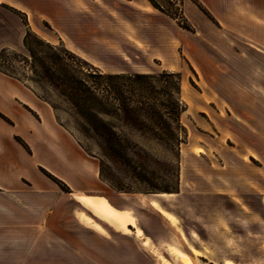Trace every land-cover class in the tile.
Wrapping results in <instances>:
<instances>
[{
    "label": "crops",
    "instance_id": "obj_1",
    "mask_svg": "<svg viewBox=\"0 0 264 264\" xmlns=\"http://www.w3.org/2000/svg\"><path fill=\"white\" fill-rule=\"evenodd\" d=\"M199 2L208 15L191 0L182 2V15L194 27L188 31L149 0H0V50L24 49L19 13L38 35L43 25L55 37L43 39L61 40L96 67L101 59L147 48L162 57L172 40L211 44L214 58L226 61H215L214 77L225 71L227 113L237 123L227 127L232 148L247 151L246 166L256 173L249 186L264 197V49H238L264 47V0ZM98 168L47 102L0 71V264H163L152 236L139 228L140 237L132 225L126 233L89 207L87 201L105 202L119 217H132L89 193L100 181ZM226 181V187L234 184Z\"/></svg>",
    "mask_w": 264,
    "mask_h": 264
},
{
    "label": "rangeland",
    "instance_id": "obj_2",
    "mask_svg": "<svg viewBox=\"0 0 264 264\" xmlns=\"http://www.w3.org/2000/svg\"><path fill=\"white\" fill-rule=\"evenodd\" d=\"M182 1L156 0L176 17L182 13ZM172 27L175 28L170 24L171 31ZM39 34L46 39L55 38L43 25ZM240 45L238 49L243 51L249 48L264 49L263 46ZM212 48L211 44L199 40L187 43L172 40L162 57L154 47L124 58L99 60L101 66L97 68L104 73L115 70L129 73L167 70L178 73L181 84L179 100L183 109L179 124L182 130L177 131L180 143L178 159L172 162V173L165 168V163L172 157L170 151L146 140L147 137L140 133L130 136L144 147L150 158L159 162L151 165L157 171L150 181L169 188L171 192L160 193L170 195L159 197L155 196L158 193L117 192L101 179L95 186L89 185L88 191L92 195L105 197L117 209L127 211L132 216L120 217L137 219L138 227L152 236L157 253L171 264H182L180 255L192 259V264H264V197L256 193L255 186H249L256 173L246 166L250 164L247 151L232 148L235 140L227 127L237 123L227 113L225 71L214 77L215 61L220 64L226 61L215 59ZM18 52L28 56L25 49ZM87 61L93 63L92 60ZM228 66L230 71L231 64ZM17 71L30 76L26 67ZM154 85L157 90L163 86L159 82ZM44 93L48 94L49 91L45 89ZM67 120L68 117L62 113L60 121ZM145 135L149 136L150 133L146 132ZM88 155L99 162L95 150ZM103 161L126 189L142 186L123 166L114 167L104 158ZM226 180L234 184L226 187ZM139 196H144L148 202L155 201L157 208L144 205ZM154 209L172 223L160 218ZM89 216L93 217L91 214ZM107 226L103 225L105 234H108ZM128 228L133 229L132 226ZM155 261L161 264L157 259Z\"/></svg>",
    "mask_w": 264,
    "mask_h": 264
},
{
    "label": "trees",
    "instance_id": "obj_3",
    "mask_svg": "<svg viewBox=\"0 0 264 264\" xmlns=\"http://www.w3.org/2000/svg\"><path fill=\"white\" fill-rule=\"evenodd\" d=\"M149 1L176 19L179 26L193 31L182 13L176 17L156 0ZM191 1L208 15L199 0ZM19 15L25 26L23 47L28 56L16 50L1 49L0 71L18 79L47 102L57 121L86 153L96 151L99 155V178L117 192H171L169 188L150 181L157 171L151 165L159 162L150 158L144 147L130 136L140 133L147 137L146 140L170 151L172 157L165 163V168L172 173V162L178 159L180 143L177 131L182 130L179 124L183 110L179 100V74L167 70L158 73H104L68 49L61 40L51 43L43 39L30 27L26 15ZM24 67L28 68L30 76L17 71L24 70ZM157 82L163 84L161 90L156 89L154 83ZM45 89L48 94L44 93ZM62 113L68 117L65 122L60 121ZM146 132L150 135L146 136ZM103 158L114 167L123 166L142 186L123 187Z\"/></svg>",
    "mask_w": 264,
    "mask_h": 264
},
{
    "label": "bare ground",
    "instance_id": "obj_4",
    "mask_svg": "<svg viewBox=\"0 0 264 264\" xmlns=\"http://www.w3.org/2000/svg\"><path fill=\"white\" fill-rule=\"evenodd\" d=\"M167 195L170 194H166V193H158L155 196H159V197H165ZM141 202L145 205L148 204L149 206H153L156 207L158 206V204L155 201H147L145 199L144 196H139ZM87 204L89 205V207L99 216H102L104 218L110 219L112 221H114L115 223H117V225L126 233H131L132 231L128 228L129 225H132L133 227H135L139 233V236L142 237V234L139 231V227H138V221L137 219H129L126 220L122 217H119L118 214L114 213L110 208H108L106 205L104 204H97V203H93L91 201H87ZM142 240V239H141ZM150 244V243H149ZM154 249V248H153ZM151 250V249H150ZM152 251V250H151ZM153 252V251H152ZM180 259L182 264H192V259H190L189 257L185 256V255H180ZM163 264H171L169 261L167 260H162Z\"/></svg>",
    "mask_w": 264,
    "mask_h": 264
}]
</instances>
